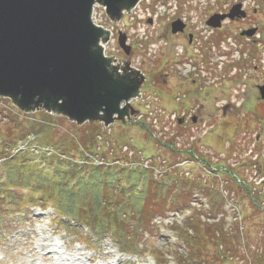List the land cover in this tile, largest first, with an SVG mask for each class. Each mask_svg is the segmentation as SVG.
I'll return each instance as SVG.
<instances>
[{
    "label": "rangeland",
    "instance_id": "obj_1",
    "mask_svg": "<svg viewBox=\"0 0 264 264\" xmlns=\"http://www.w3.org/2000/svg\"><path fill=\"white\" fill-rule=\"evenodd\" d=\"M186 1L187 5L197 7L198 11L195 9L194 14L197 13L195 14V19L200 24L204 23L203 20L209 16L210 11L218 8L217 4L219 2H239L238 0ZM240 1L244 2L241 5L242 10L248 9L250 15H247L244 21L242 20L243 17H241L239 21L231 23L229 27L234 30H240V26H258L256 27L257 30H261L259 38L262 43L260 44L262 50L259 55L261 59L259 72L260 77L264 78V0ZM125 14H121L120 18L114 19L108 12V8L105 10L103 7H97L95 21L112 31L117 28H125L126 24L138 25L137 19L136 21L128 19ZM200 18L202 21L199 20ZM229 27L225 30L230 33ZM137 29L138 27H135L133 31ZM232 35L238 38L234 31ZM171 42L174 44L175 39H171ZM115 44L116 41L114 40V42L109 44L108 49L114 50ZM227 47H231L229 49L232 51L233 47L237 50L245 48V46H240L239 44L237 46L229 44ZM116 52L117 59L116 62L112 63L113 69L115 68L119 74L128 77L130 75L128 71L130 64L124 53H119L117 50ZM236 53L238 54V52ZM109 56L114 57V54ZM140 71L144 70L140 69ZM142 78L144 89L140 91L138 98H132L130 100L131 103L124 102L123 105L125 109L129 108V111L132 110V118L127 116L126 122L122 119H116L115 123L109 128L110 135L113 138H123V144H128L134 153L138 152V156L146 160V163L156 159L160 173L167 175L166 179L170 181L166 185L172 186L171 184H173L174 187L172 188L173 193L170 195V199L168 198L169 202L174 201L180 190L179 184H184L180 182V178L192 181L188 186V192L190 190L193 191L191 200L196 198L197 202L187 205L189 208H187L185 214L176 215L178 223L185 216H190L194 213L195 218L200 217L204 209H199L197 206L200 201L205 202L206 198L201 194L204 191H207L210 195H216L217 202L220 199L218 204L215 203L216 207L219 208L220 202L226 203L227 207L225 209L228 213L226 224L231 230L229 234L234 239L232 243L236 252L232 253L234 256H230L229 261H224L217 258L216 253L219 251H216V248H212L216 252L213 253L214 260H211L210 264H264V180L263 177L260 178V176L264 175V151L260 152L261 147L264 149V104L261 102L259 112L250 111L251 109L245 110L242 117V123L245 124H242L235 133H231L232 141L228 139L224 143L223 138H220L221 133L227 139L223 130L231 129L234 125L227 120L229 123L222 125V132H213V134L219 136H212L208 139V143L203 141L205 145H202L199 140L205 127L208 125L212 126V124H217L220 121V110L215 109V111L208 112L206 119L204 118L202 123L200 122L194 127L191 125H188L189 127L186 126L187 129L180 127L173 112L164 109L162 106L159 109L154 106L156 103H152L154 99L152 92L144 96V90H146L144 85L145 77L143 76ZM138 83L139 81L135 84L137 91L139 89L137 88ZM128 86L135 87L130 84ZM174 97L173 93L171 94L168 90L165 91L164 100L167 105H170L169 103L173 101ZM171 107L175 109L174 106L171 105ZM39 108L37 106L32 107V110L25 115L32 116V119H37L35 112L38 113L40 111L38 110ZM44 110H46L45 107ZM47 111L54 118L52 121L43 123L46 127H43L44 132L40 133L38 142H46V144L54 145L56 148L61 147L58 144L60 145L62 140L65 139L63 133L70 134L72 132V126H69L65 120L67 117L71 119V116L67 109L65 111L60 110L59 114H54L56 111L53 109H48ZM89 112L92 114L91 112H97V109H92ZM134 116H137L138 119L147 120L151 125L150 129L152 132L148 134L147 131L143 130V127L136 121L137 119ZM55 118L57 119L56 122H54ZM205 120L207 121L205 122ZM248 122H250V128H247L249 127L247 126ZM93 125L95 126L93 132L96 131V128H101L96 123ZM61 126L62 128L59 129ZM258 135L261 138L260 141L256 140ZM196 138L199 140L196 141ZM169 144L173 145L174 151L168 148ZM190 147H193L198 155L207 158L214 166L229 168L232 174L237 173L243 178V182L239 183L240 181L236 176H229L227 173H221V176L213 173L214 176H208L211 173L208 168L190 159L185 152L179 151ZM250 148L253 150L252 153H249ZM223 172H225L224 169ZM198 185L202 187L199 188ZM51 191L47 189L40 195H49ZM252 191L255 193L254 196L261 201L260 203L249 196ZM19 192H24L23 195H30L31 193H27V190H18ZM228 194H230L229 197ZM54 195L50 194V199H53L52 201L56 203V196ZM34 197L36 198L37 196ZM24 199L18 203L13 202V199L1 201L0 264H169V261H171L165 256L157 260L155 253L158 251L162 253L169 251L168 244L172 245L175 241V235L170 227L175 222L176 217L173 215L178 212L176 210L169 213L171 217L166 219L165 222H163V218H158L155 221V226L150 227L145 232H141L139 239L142 244L138 247L141 252L138 255L127 256L119 251L117 242L112 241L110 236L105 237L103 243L97 242L96 239L88 242L85 240L81 243L78 242L79 239L85 238L74 236L72 232H65L59 223L53 221L54 217L57 216L53 206H49L47 210H42L38 207H32L28 203L27 200L30 197ZM210 201L213 202V199H210ZM181 202L183 203H178L174 208H178V206L182 208L186 205L184 201L181 200ZM49 203L50 205L53 204L52 202ZM210 204L212 207V203ZM203 216L205 217V215ZM220 216L221 214H218L215 220L220 218ZM214 224L215 222H212L210 225L213 226ZM83 231L84 235H89L90 233L91 236L94 235L95 230L84 227ZM166 243L167 246H165ZM170 251L172 250L170 249ZM166 260L167 262H165Z\"/></svg>",
    "mask_w": 264,
    "mask_h": 264
},
{
    "label": "trees",
    "instance_id": "obj_2",
    "mask_svg": "<svg viewBox=\"0 0 264 264\" xmlns=\"http://www.w3.org/2000/svg\"><path fill=\"white\" fill-rule=\"evenodd\" d=\"M37 119L25 115L23 111L17 108L8 99L0 98V156L5 151H9L18 141L26 139L30 134L39 137L44 132L43 123L52 121L54 117L43 110L35 112ZM67 122L68 120L65 119ZM57 119H54L56 122ZM61 123V122H60ZM72 126L71 133H63L64 140L58 146L65 153V159H58L63 163L62 167L53 168L58 177H51L44 171L32 172L29 177L21 176L25 165L8 164L4 181L0 179V204L1 201L13 199L23 201L30 197L29 204L46 207L48 195L35 198L34 194L23 195L10 188H28L33 180L36 184L33 192H42L50 180L52 187L51 194L57 195L55 209L59 214L65 215L75 221L91 223L95 233L100 238L104 237L110 230L113 238L119 243L121 249L138 253L141 240V232L147 231L156 218L167 216L174 212V208L180 200L189 203L192 191L188 192V186L191 180L180 178L183 182L182 189L169 202L170 195L173 193V185L156 182L153 171L148 168H136L133 170H119L114 167L103 168L88 162L85 156L87 150L90 154H95L96 134L100 129L95 126L78 127L68 122ZM62 126L59 128L61 129ZM61 134V132H60ZM44 140V139H42ZM46 144V142H42ZM48 144V143H47ZM96 149V148H95ZM97 152V151H96ZM26 153H21L20 157H25ZM94 157V155H92ZM13 160V159H11ZM93 160V158H92ZM9 162V161H8ZM26 162V161H25ZM29 164V162L27 161ZM90 163V164H89ZM50 167V166H49ZM85 172L84 174H82ZM35 176V177H34ZM123 181L131 184L130 186L122 184ZM142 182L143 188L137 191V185ZM50 196V195H49ZM2 211L0 209V215ZM205 220L199 218H187L182 226L176 222L172 228L177 231V237L184 249L174 255L177 264H210L214 260V252L217 258L229 261L230 256H234L236 250L233 248L228 224H226V214L222 206L211 208L204 213ZM221 214L220 218L215 220ZM209 218H213L215 226ZM62 221V220H61ZM60 221V222H61ZM69 226L68 223H65ZM240 238V234L238 235ZM212 248H216L213 251Z\"/></svg>",
    "mask_w": 264,
    "mask_h": 264
},
{
    "label": "water",
    "instance_id": "obj_3",
    "mask_svg": "<svg viewBox=\"0 0 264 264\" xmlns=\"http://www.w3.org/2000/svg\"><path fill=\"white\" fill-rule=\"evenodd\" d=\"M120 1L0 0V94L28 109L39 105L59 112L67 109L79 121L99 117L103 107L109 115L118 112V101L130 98L126 81L115 74L101 47L96 56H90V48L98 42L94 4L106 5L118 19L136 4V0L115 4ZM238 9L232 12L237 14ZM223 18L214 15L209 23L219 26ZM119 43L126 51L125 34ZM92 109L97 112L90 114Z\"/></svg>",
    "mask_w": 264,
    "mask_h": 264
},
{
    "label": "flooded vegetation",
    "instance_id": "obj_4",
    "mask_svg": "<svg viewBox=\"0 0 264 264\" xmlns=\"http://www.w3.org/2000/svg\"><path fill=\"white\" fill-rule=\"evenodd\" d=\"M238 1L219 2L218 8L210 11L208 17L216 13L228 14L235 4L244 3ZM158 2L157 5L155 3L142 6L130 17L136 21L144 16V13L147 15L142 19L145 24L127 27L129 47L125 56L128 63L135 69L144 70L146 95L152 92V103L169 111L179 112V123L194 127L206 119L208 112L220 110V121L214 125L222 132L224 123L234 124L231 129L223 130L227 139L220 133L224 143L228 139L232 141L231 133H235L245 124L242 123L245 110L259 112L261 102L264 104V96L261 93L264 78L260 77L256 51L251 47L240 50L233 47V51L229 49L231 47H227L229 44L237 45L239 40L247 45L256 42L255 36L259 31L249 37L243 33L251 30V27L240 26L238 40L232 35L233 31L236 34L238 32L229 27L241 17L243 21L246 20L247 15H250L248 9H245L246 15L226 18L220 27H214L208 24V17L203 20V24L196 21L197 13L194 14L195 10L190 5L185 10H178L177 7L174 9L173 4L168 6L171 0ZM161 2L168 6V13L175 14L173 17L166 18ZM149 14L155 17H149ZM177 19L183 20L184 23L179 27L180 30L176 31L172 22ZM150 21L152 23H149ZM145 25L148 26L147 29ZM135 27L138 29L133 31ZM228 27L230 33L225 30ZM173 38L174 44L171 42ZM154 44L156 49L153 48ZM120 51L122 52L121 49ZM166 90L175 96L170 105L164 100ZM171 105L175 109H172ZM247 126L251 127L250 122Z\"/></svg>",
    "mask_w": 264,
    "mask_h": 264
},
{
    "label": "bare ground",
    "instance_id": "obj_5",
    "mask_svg": "<svg viewBox=\"0 0 264 264\" xmlns=\"http://www.w3.org/2000/svg\"><path fill=\"white\" fill-rule=\"evenodd\" d=\"M97 1V0H96ZM128 1H130V0H123V1H120V2H117V3H115V4H124V3H127ZM141 0H136L135 1V3L137 4L138 2H140ZM135 4V5H136ZM134 5V6H135ZM93 21V20H92ZM93 23H94V26H95V28H96V36L98 37V42L97 43H94L92 46H91V48H90V56H92V54H95V56H96V54H97V49L98 48H100V46L102 45V43H105V44H107L108 43V39L111 37V33H110V31L108 30V29H106L104 26H102V25H99V24H97V23H95L94 21H93ZM95 58V57H94ZM108 61V60H107ZM111 63V62H110ZM122 92L124 91V89H122L121 90ZM131 93V96H133L134 98L136 97V96H138V93L137 92H134V91H131L130 92ZM261 93H262V95L264 96V90H262L261 91ZM122 103H123V99H121L120 100V102L118 101V103H117V114H119L122 110H123V106H122ZM191 151V149L189 148V149H186V152H190ZM192 156H195V157H199V155L196 153V152H192ZM263 177V180H264V175L263 176H260V178H262ZM255 195V193L252 191V192H250V197H252L253 198V200H257V202L258 203H260L261 201L257 198V197H255L254 196ZM230 196V194H228V197ZM220 201V199L218 200V202ZM218 202H217V197H216V195L214 196V198H213V202H212V207H214V206H216V204L215 203H217L218 204ZM219 205L221 206V205H226V203H224V202H220L219 203ZM211 207V204L209 205V208H212ZM199 209H203L202 207H198ZM182 214H185V212H183ZM195 214V213H194ZM190 215V216H185L182 220H180V223H183L187 218H195V215ZM203 215H205V214H203L202 212H201V215H200V217H202V219L203 220H205L206 219V215H205V217L203 216ZM213 218H209V220H212ZM165 246H167V243H166V245ZM118 264H122V263H118Z\"/></svg>",
    "mask_w": 264,
    "mask_h": 264
}]
</instances>
